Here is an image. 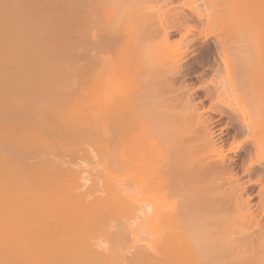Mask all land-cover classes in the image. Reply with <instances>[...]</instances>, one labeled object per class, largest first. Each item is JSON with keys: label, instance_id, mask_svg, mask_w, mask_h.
Listing matches in <instances>:
<instances>
[{"label": "bare ground", "instance_id": "1", "mask_svg": "<svg viewBox=\"0 0 264 264\" xmlns=\"http://www.w3.org/2000/svg\"><path fill=\"white\" fill-rule=\"evenodd\" d=\"M228 1L0 0V198L11 208L0 204V264H264V79L232 80L231 43L217 34L238 31L240 12L237 22L216 16ZM245 1L264 78V0ZM211 35L216 46L203 53L218 82L200 83L212 99L204 114L183 62ZM240 81L257 99L252 119L231 103ZM207 112L228 117L227 147ZM92 143L98 177L87 184L73 162ZM241 152L240 173H255L246 184L229 157ZM147 219L153 241L127 247Z\"/></svg>", "mask_w": 264, "mask_h": 264}, {"label": "rangeland", "instance_id": "2", "mask_svg": "<svg viewBox=\"0 0 264 264\" xmlns=\"http://www.w3.org/2000/svg\"><path fill=\"white\" fill-rule=\"evenodd\" d=\"M238 1H239V3H238ZM253 1V0H252ZM175 4V5H174ZM201 4H203V3H201ZM243 4V5H242ZM250 4H251V2L249 3V1H245V0H229L228 1V3L226 4L227 5V7L224 5V7H221L222 9H220V10H218L216 13V16H218L219 15V17L221 16V17H224V15L226 14V16L229 14H231V16L233 17H231V16H229L230 18L229 19H231L232 18V20L234 19L236 22H237V18L236 17H234L232 14H234V13H236V12H240V14L239 13H236V14H238V15H236V14H234V15H236L237 17L239 16V18H238V20H240L241 22H240V29H238V31L236 30V29H234V30H236V31H233L232 29H228L227 31H219L220 33L219 34H217V35H219L218 37H221L222 39H228V41H226L227 43H229V41H230V43L231 44H229V45H227L228 47H229V49H228V51H227V49L225 50L226 51V53H228V52H230V54L228 55V57L231 59L232 58V60H230L231 61V63H232V67H231V73L234 75H232V80L234 81V82H236V81H238L239 79H241L245 84H247L248 85V87H250L251 86V82H252V84H259V83H261L262 82V80H260V79H264V78H259V77H261V75L263 74V70L262 71H260L259 70V68H258V65L261 63V57H260V55H261V53H259L260 51H259V49H258V47H253V45H251L250 44V42H251V40L253 39V38H255L256 36V32H254V27L252 28V26L251 25H249L250 23H252L253 21H252V19L253 18H251L252 17V14H247L248 13V9H247V13L246 14H244L243 12H242V10L243 9H246V8H248L247 6H250ZM171 6L172 5H174V6H176L177 5V3H173V4H170ZM233 5V6H232ZM169 5H166V7L164 6L162 9H164V8H166L167 10H170V9H168V8H170V7H168ZM174 6H172V7H174ZM202 6V5H201ZM225 8V9H224ZM243 8V9H242ZM172 9V8H171ZM229 9V10H228ZM242 9V10H241ZM246 11V10H245ZM186 13H187V11H186ZM225 16V18H228V17H226ZM219 17H217V18H219ZM252 21V22H251ZM239 22V21H238ZM243 22V23H242ZM131 23V22H130ZM130 23H128V24H130ZM242 23V24H241ZM247 23V24H246ZM249 23V24H248ZM204 24V23H203ZM133 25H135V24H133ZM244 25H246V26H244ZM202 26V25H201ZM201 26H200V28H201ZM131 27H132V24H131ZM136 28H138L137 30H143V29H141V27L139 28V27H136ZM257 29V28H256ZM230 30V31H229ZM250 30V31H249ZM144 31V30H143ZM180 31H182V29H180V30H178V29H175V30H173V31H169V32H171L170 33V37H169V39H170V44H172L173 45V43H176L177 41H179V39H180ZM258 31V30H257ZM135 32V31H134ZM233 32V33H232ZM252 32L255 34L254 35V37H253V35H252ZM137 33H142V34H139L138 36H137ZM143 33L144 32H137L136 31V33H133V36H137L138 37V39L139 40H137V39H135L136 41H137V44L139 43V41H140V38L139 37H142L141 35H143ZM236 33V34H235ZM228 34V35H227ZM229 34H230V36H229ZM227 35V36H226ZM260 35V34H259ZM223 36H224V38H223ZM229 36V37H228ZM178 37H179V39H178ZM193 37V35H189L187 38H192ZM216 37V36H215ZM214 37V35H211V37H209V40H206V41H204V43L203 42H199V41H201V39L200 38H198V41H195L194 43H192V45H191V50L192 51H190L189 53H190V55H189V58H187L186 59V61H184L183 63V65L184 66H186L187 67V69H188V73L186 74V77H185V81H184V83H186L187 85H188V87H190V88H193L192 90H194V92L192 91V93H193V95L191 96V98L193 99V103H196V106H198V107H196L197 109H198V111H203L204 112V114H206L205 112H206V108L209 106V104L211 103V100L212 99H209L208 97H206L205 96V91L204 90H202L203 88H201V87H199L201 84H205L206 82H208V80H210L211 78H215V77H212V76H214V74L216 73V72H213V71H215V68H213L214 66H213V64H212V62L211 61H209L208 59L207 60H205L206 59V57H205V53H203V51L205 52L206 50H207V48H209V47H211V46H213V47H215L216 46V38ZM237 37V38H236ZM136 38V37H135ZM158 38V37H157ZM156 38V39H157ZM155 39V40H156ZM200 39V40H199ZM224 39V40H225ZM240 39V40H239ZM257 39V38H256ZM258 39H259V36H258ZM257 39V40H258ZM261 39V38H260ZM154 40V39H153ZM152 40V41H153ZM177 40V41H176ZM233 40V41H232ZM235 40V41H234ZM237 40V41H236ZM242 40H244V41H242ZM257 40H253L254 42L255 41H257ZM252 41V42H253ZM258 41H260L261 43L263 42V40L261 41V40H258ZM257 41V43H259ZM153 42H155V41H153ZM152 42V43H153ZM156 42H158V41H156ZM172 42V43H171ZM199 42V43H198ZM253 42V43H254ZM212 43V44H211ZM243 43V44H242ZM256 43V42H255ZM255 43H254V46H255ZM256 43V44H257ZM261 43H259V44H261ZM249 44V45H248ZM202 45H203V48H202ZM208 45V46H207ZM240 45V46H239ZM257 46V45H256ZM260 46V45H259ZM244 48L243 50H240V48ZM194 48H196V49H194ZM218 48V47H217ZM239 48V49H238ZM203 49V50H202ZM258 49V50H257ZM195 50V51H194ZM257 50V51H256ZM238 51V52H237ZM246 51V52H245ZM202 52V53H201ZM232 52H234V54L232 53ZM249 52V53H248ZM156 53V52H155ZM239 53V54H238ZM248 53V54H247ZM252 55H251V54ZM256 53V54H255ZM192 54V55H191ZM202 54V55H201ZM243 54V55H242ZM235 56V57H234ZM252 56V57H251ZM254 56H256V57H254ZM91 58V60H92V58L93 57H89L88 59H90ZM256 60H255V59ZM79 59V58H78ZM193 59V60H192ZM198 59H199V61H198ZM237 59V60H236ZM244 59H245V61H244ZM249 59V60H248ZM81 59H79V61H80ZM78 60L76 61L75 60V62H79ZM205 61H207V62H205ZM82 62H83V59H82ZM190 62L192 63V64H190ZM247 62V63H246ZM80 63H81V61L79 62V63H77V64H79L78 66H76V67H73L72 68V70H73V72H75V71H77V70H75V69H77V67L79 68V66H80ZM188 63V64H187ZM234 63V64H233ZM239 63L241 64V65H239ZM251 63V64H250ZM256 63V64H255ZM203 64V65H202ZM244 66H243V65ZM245 64H248V65H245ZM256 66H255V65ZM76 64H73V66H75ZM235 65V66H234ZM237 65V66H236ZM239 65V66H238ZM261 65H262V63H261ZM200 66H202V67H200ZM208 66V67H207ZM250 66V67H249ZM248 67V68H247ZM253 67V68H252ZM260 67V66H259ZM75 68V69H74ZM197 68V69H196ZM71 69V68H70ZM69 69V70H70ZM211 69V70H210ZM224 68H222V70H223ZM248 69V70H247ZM259 71H258V70ZM260 69H262L261 67H260ZM75 70V71H74ZM154 70V69H153ZM152 70V72L151 73H153L154 75H157V73L156 72H159V70H157L156 72H155V70L153 71ZM199 70V71H198ZM201 70H203V71H201ZM209 70V71H208ZM219 70L218 72H217V76H219L220 78H222V74L224 73L225 75H226V73H227V70H226V72H225V70ZM71 71V70H70ZM196 71V72H195ZM229 71V70H228ZM249 71V72H248ZM192 72V73H191ZM204 72V73H203ZM207 72V73H206ZM211 72V73H210ZM220 72V74H218ZM255 72V73H254ZM258 72V73H257ZM85 73H89L88 75H91L90 74V71H85ZM197 73H200V74H197ZM209 73H210V75H209ZM222 73V74H221ZM229 73V72H228ZM242 73V74H241ZM262 73V74H261ZM86 74V75H87ZM194 74V75H193ZM223 74V77L225 76ZM85 75V76H86ZM240 75H242V76H240ZM245 75H246V77H245ZM249 75V76H248ZM255 75V76H254ZM92 77H90V76H86V78L88 77H90V78H93V73H92V75H91ZM210 76V77H209ZM227 76H228V74H227ZM248 76V77H247ZM256 76H257V78H256ZM263 76V75H262ZM208 77H209V79H208ZM226 77V76H225ZM234 77H237V78H234ZM244 77V78H243ZM87 78V80H89ZM198 78V79H197ZM219 78V79H220ZM227 78H230L229 76L227 77ZM239 78V79H238ZM245 78H247V79H245ZM187 79V80H186ZM200 79V80H199ZM218 80V77H216L214 80H215V82ZM238 79V80H237ZM195 80V81H194ZM205 80V81H204ZM212 80V79H211ZM221 80V79H220ZM219 80V81H220ZM236 80V81H235ZM245 80V81H244ZM90 82H91V80H89ZM89 81H87L88 83H89ZM190 81H192V82H190ZM202 81V82H201ZM256 81V82H255ZM214 82V81H213ZM218 82V81H217ZM233 82V83H234ZM241 82V81H240ZM243 82H241V83H239L238 84V86H239V88L238 87H235V90H234V87H233V91H234V94H237L239 91H241V90H243V92H240L239 94H237V95H233V92H232V96L234 97L235 96V98L237 97V100L235 99V98H231L232 99V102L231 103H233L232 105H233V108H234V106H235V108H236V106L237 105H239V106H237V110H239V112H240V118H242L241 116L243 115V113H245L244 114V116H245V118L247 117L248 119H252L253 118V116L255 115V104H257V102L255 103V100L257 101V99H252V98H254L253 97V95H252V97H251V95H250V92H248L247 91V87H246V93H245V87L243 88V85H245ZM250 82V83H249ZM263 82H264V80H263ZM79 83V82H78ZM196 83H197V85H196ZM201 83V84H200ZM75 84H76V82H75ZM80 84V83H79ZM234 84H236V83H234ZM91 85H93V80H92V82H91ZM206 85H209V87H211L212 85H211V83H209V84H206ZM246 85V86H247ZM250 85V86H249ZM79 86V85H78ZM193 86V87H192ZM195 86H197V87H195ZM234 86V85H233ZM235 86H237V85H235ZM253 86V85H252ZM91 86H89V88H90ZM93 88H94V86H92ZM92 87H91V89H92ZM198 87H199V89H198ZM73 88H77V90L79 89V87H76V85L73 87ZM88 88V89H89ZM240 89L239 91H238V89ZM243 88V89H242ZM237 89V90H236ZM80 90V89H79ZM90 90V89H89ZM94 89H92V90H90V91H93ZM89 91V92H90ZM232 91V90H231ZM236 91H237V93H236ZM248 92V93H247ZM242 93H244V94H242ZM79 94H81V92L80 91H74V90H72L71 91V97L72 98H75L74 97V95H76V96H78L77 98H76V100H77V102H79V105L80 106H82V107H84L83 105H84V101L81 103L80 102V95ZM242 94V95H241ZM200 95V96H199ZM247 95V96H246ZM231 96V97H232ZM203 97V98H202ZM199 99V100H198ZM239 99V100H238ZM87 100V102H89V100H91V99H89L88 100V98L86 99ZM85 100V101H86ZM242 100L245 102H242ZM246 100V101H245ZM254 100V101H253ZM209 101H210V103H209ZM235 101H236V103H235ZM86 102V103H87ZM81 103V104H80ZM89 103H91V102H89ZM209 103V104H208ZM253 103V104H252ZM243 104V105H242ZM246 104V105H245ZM79 105H75V112H76V110L77 109H79V108H76V107H78ZM206 105H208V106H206ZM79 106V107H80ZM248 106V107H247ZM250 106V107H249ZM253 106H255L254 107V109H253ZM81 107V111H79V112H77V114L76 115H80V116H82L83 114H84V110L82 111V108ZM222 107V106H221ZM160 109H161V107H159ZM205 108V109H204ZM223 108H224V110L226 109V107H224V105H223ZM241 108H244V111H242L243 113L241 114ZM85 109V108H84ZM163 109V108H162ZM204 109V110H203ZM227 110V109H226ZM179 112L177 109L176 110H174V112ZM85 112H88L86 109H85ZM86 114V113H85ZM207 114L208 115H210L211 117H213V118H215V117H219L220 118V120H219V123L216 125V127L215 128H219V129H221V130H223V132H225V134H223V138H224V141H223V146L224 147H227L229 144L228 143H230V140H231V137L230 136H232L231 134H233V130L229 127H226L225 128V122H227L228 121V117L227 116H225V115H222V114H219V113H210V112H207ZM237 114V116L239 117V115ZM158 115V114H157ZM214 115V116H213ZM159 116V115H158ZM157 116V117H158ZM161 116H163V115H161ZM159 118H162V117H159ZM244 118V119H245ZM156 119V118H155ZM163 120V118L161 119V121ZM161 121H159V122H161ZM174 121V120H173ZM172 120H171V122H173ZM178 121V120H177ZM176 122V121H175ZM160 124V123H159ZM222 125V126H221ZM232 130V131H231ZM228 138V139H227ZM227 140V141H226ZM227 143V144H226ZM95 143H92V147L90 148V146L89 145H87V144H85V145H82V147L81 148H85L86 149V151H88V152H84V153H88L87 155H89V156H87V157H85V159H83V158H80V156L81 155H79L78 156V158H76V160L74 161V158L72 159V162L73 163H77V166H74V168L75 169H77V170H84L86 173H87V175H88V179H91V178H93V179H91V180H89V182H86L87 184H90L91 182H93L92 180H94L96 177L94 176L95 174L97 175V173L96 172H94V171H96L97 170V166H94V165H96V159H97V156H96V153H95V149L93 148V147H96L95 145H94ZM225 144V145H224ZM84 146V147H83ZM84 149V150H85ZM92 149L94 150V151H92ZM80 151V150H79ZM78 151V152H79ZM78 152H76L77 153V155H78ZM80 153H83V150H81L80 151ZM79 153V154H80ZM95 154V155H94ZM91 155H93L92 157H91ZM234 157V158H236V159H234V160H232L231 161V163H232V165H234V164H237V165H235L236 167L238 166L239 167V163H240V158L243 156V152H241V153H229V157ZM67 157L68 156H66L65 157V159L66 160H70V157L67 159ZM84 157V156H83ZM231 157V158H232ZM238 163H237V162ZM234 162V163H233ZM236 162V163H235ZM72 166V165H71ZM238 171H237V175L239 176V182H247V179L249 178V180H251V179H254L255 177H253V176H255V173H253L254 175H250V177H248V176H246L247 174H241L240 172H242L241 171V169H240V167L239 168H236ZM240 169V170H239ZM95 177V178H94ZM97 177H98V175H97ZM246 178V179H245ZM243 179L245 180V181H243ZM97 180H98V178H97ZM96 180V181H97ZM95 181V180H94ZM246 182H245V184H246ZM258 187H259V185L258 184H254V185H251L250 186V192H249V194H250V196L252 197L251 198V204H252V206H255V205H253V204H255L257 201H258V197H257V195L255 194L256 192H257V190H258ZM256 190V191H255ZM7 198H0V204H1V207H3V205L4 206H6V207H4L3 209H5L6 210V208H7V210H10L11 208H9V207H7V201H8V199L6 200ZM251 206V207H252ZM9 208V209H8ZM253 208H255V207H252V209ZM3 209H1L0 211H2ZM5 210L4 211H2V212H5ZM257 218H259L258 216H257ZM264 215L260 218V221H261V223H263L264 224ZM142 221L143 220H141L140 221V223H139V225L138 226H140L141 228L139 229V230H136L135 231V233H136V235H138V237H140V238H138V237H133L132 238V236H134L135 234H132L130 237H127L129 240H130V242L128 241V242H126V246H127V244L129 245V247L130 246H132L133 245V248H134V246H136V245H143V244H146L145 242H152L151 241V239H153V238H155V237H153L154 236V234L152 235V229H151V225H150V222H149V219H147V221H143L144 223H147L148 225H145V224H142ZM142 224V225H141ZM144 225H145V227H144ZM136 227V226H135ZM148 227V228H147ZM145 228H147L148 229V234H146V236H144L143 234H145V232L144 231H147V229H145ZM263 229H264V227H263ZM152 230V231H151ZM142 232V233H141ZM147 233V232H146ZM150 234V235H149ZM148 236L149 237H152L151 239H148ZM136 238H138L137 240H136ZM147 238V239H146ZM143 239V240H142ZM135 240V241H134ZM138 240H140V241H138ZM147 240H150V241H147ZM143 241V242H142ZM136 242V243H135ZM138 242V243H137ZM136 245H135V244ZM128 247V246H127ZM133 248L131 249V251H134L133 250Z\"/></svg>", "mask_w": 264, "mask_h": 264}]
</instances>
